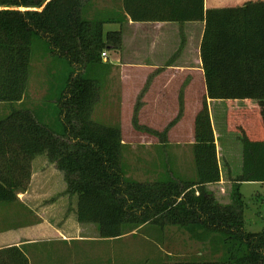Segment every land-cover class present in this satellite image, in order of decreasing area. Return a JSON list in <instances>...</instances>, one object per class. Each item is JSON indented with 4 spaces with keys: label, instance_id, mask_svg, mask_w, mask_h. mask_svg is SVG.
<instances>
[{
    "label": "trees",
    "instance_id": "1",
    "mask_svg": "<svg viewBox=\"0 0 264 264\" xmlns=\"http://www.w3.org/2000/svg\"><path fill=\"white\" fill-rule=\"evenodd\" d=\"M125 4L134 21H204L200 55L206 98L194 119L195 177H183L165 163L153 180L131 178L120 126L92 118L101 53L107 46L120 48V30L104 35L106 21L84 17L81 0H0V103L10 105L0 115V202L15 201L17 192L27 189L31 161L45 153L63 172L66 192L77 197V221L97 224L100 237L118 238L147 224L159 230L174 226L201 242L213 236L223 250L213 259L162 264H264V228L246 230L240 192L241 182H264V11L258 10L264 1L205 8L204 0H196L195 10L174 17L135 12ZM35 38L62 65L52 122L14 105L26 93ZM207 99L252 103L224 114L226 130L236 132L241 145L238 172L228 165L223 173L233 182L228 203L205 186L221 179ZM156 133L165 143L163 131ZM0 264L29 261L23 247L11 245L0 248Z\"/></svg>",
    "mask_w": 264,
    "mask_h": 264
},
{
    "label": "crops",
    "instance_id": "2",
    "mask_svg": "<svg viewBox=\"0 0 264 264\" xmlns=\"http://www.w3.org/2000/svg\"><path fill=\"white\" fill-rule=\"evenodd\" d=\"M126 1L129 3L130 9L135 12H146L156 15L168 14L173 17L177 15L176 13L195 10L196 2L194 0L192 8L190 6L191 0H102V3L96 7L95 4L97 3L93 0H81V14L84 17L88 19L98 17L106 21L102 26L104 35L109 31H121L120 48L112 49L110 46H107L104 50L107 57L102 59L97 73L99 80L97 99L102 109L127 108L131 110L128 113L122 114V120L114 122L105 119L100 120V122L120 126L124 150L127 143H129L127 140L140 139L145 141L155 138L157 136L156 132L162 130L157 125L162 123L167 125L176 119L175 124L178 127L169 128L166 139L184 138L186 134L190 139L188 144L192 146L194 142V119L203 105L204 98H206V85L200 55L204 21H134L127 13ZM256 1L264 0H204V6L205 8L237 7ZM258 10L264 11V8ZM215 101L217 100L207 99L210 113H212L211 102ZM251 105L250 101L246 104V106ZM9 106V103H0V115L6 114L10 109ZM246 106L242 105L241 107ZM180 109H183L181 113ZM211 118L218 156L220 157V154L224 156L226 160L225 165H227V167L225 166V171H227L228 165L231 166L228 159L236 151H238V155L241 158V145L237 139V133L226 130L224 117L219 121V124H223V127L217 130L213 115H211ZM134 122L142 128L135 127ZM129 123L134 127L132 126L127 131L124 125ZM185 125L186 132L184 131ZM226 131L228 132L227 134H225ZM220 137L223 138L222 143L220 142ZM125 140L127 143H125ZM166 144L159 142V140L156 142V145L160 148V154H165L164 146ZM44 159H47L46 162L49 161L51 163L38 166L39 162ZM166 161L162 163L161 171H164L163 165L166 163L168 168H172L183 177H195V169L193 171L194 175L190 174L191 172H180L179 169L176 171L172 164L168 160ZM222 166L223 164L220 161V181L205 185L208 190L213 191L216 198L218 196L216 193H223L224 189L227 190V194L230 193L233 185V182L227 180V176L223 174L224 168ZM56 171L61 176V191L66 194L65 197L61 198L60 196V200L70 201L71 203L70 207L65 208L67 213L61 212L62 210L60 211V220L62 221L60 226L54 225L51 222L52 211H55L56 208V206L53 208L54 204H52L44 207L45 209L43 207L38 208V211L41 210V212H38L39 220L31 224L16 221L2 225V228H0V248L11 245L23 247L29 264H32V261L25 247L34 244V241L39 237L72 241L85 238L83 236L84 232L88 234L91 232L90 230L87 231L86 227L89 225L94 226L93 224H86L83 227V223L77 221V197L66 192L67 184L63 172L56 166L55 162L48 159L45 153L34 156L31 161L29 188L27 187L25 191L17 192V199L15 201L0 202V204L8 211L12 209L11 214L15 212V219L27 209H37L36 205L40 204L43 200L40 201L41 199L35 196V190L41 186V183L47 182L45 180L46 176L50 178L49 181L51 182V178L53 175H56ZM244 182L240 183V187ZM253 183L264 185V182L253 181ZM229 201L230 198L222 203H228ZM44 211L46 213L50 212V214L44 216ZM34 213L37 215L35 210ZM9 215L8 213V217ZM53 215L55 214L53 213ZM93 232L94 235H99L97 224L96 227L94 226ZM50 235H53V237H50ZM103 247L106 253L109 252L108 255L103 256L105 264L106 262L119 264L122 256L117 254L118 252L137 251L136 249L128 250V248H123V250L122 248L118 249V247ZM80 248H82L81 251H90L88 250L89 246H80ZM65 251L73 252L72 246L68 247ZM198 255L201 257L202 251H198ZM73 258V255H67L63 263L60 264H71L70 261ZM133 258L138 260L136 255Z\"/></svg>",
    "mask_w": 264,
    "mask_h": 264
},
{
    "label": "rangeland",
    "instance_id": "3",
    "mask_svg": "<svg viewBox=\"0 0 264 264\" xmlns=\"http://www.w3.org/2000/svg\"><path fill=\"white\" fill-rule=\"evenodd\" d=\"M93 1L97 3L95 4L96 7L102 3V0ZM61 68L62 65L48 52L43 40L35 38L32 46L29 82L27 84L25 98L23 97L24 99L21 103L18 104L17 102L14 105L17 107L28 106V108L34 109L39 113L42 120L52 122L55 119V108L51 102L58 94L57 88L63 80L62 75L57 74ZM72 68L70 67V69ZM211 103V115H213L216 130L223 127V124H219V121L224 117L227 108L246 106L245 102H237L234 100H230L229 102L217 100ZM130 110L127 108L102 109L97 99L92 111V118L98 121L107 119L115 122L122 120V114L128 113ZM182 111L183 109H180V113ZM132 126L130 123L124 125L127 131ZM157 126L162 129L161 131H163L166 137L168 136L169 128L178 127L175 124V120L167 125L162 123ZM184 131L186 132V125L184 126ZM227 133L226 131L225 134ZM158 140L159 142L161 140L158 136L145 141L140 139L127 140L129 143L125 140L127 145L122 152V158L128 176L139 181L153 180L163 172L161 171V165L164 161L167 162L166 160L172 164L176 171L179 169L180 172H191L190 174L194 175L193 171L195 168L192 146L188 144L190 139L186 134L184 138L165 139V143H167L164 146L165 154H160V148L156 145ZM239 158L240 155L236 151L228 159L229 163L235 168L234 172H238ZM223 159L225 160L224 156L220 154V161L224 166L225 161ZM46 160L44 159L39 162L38 166L51 163L49 161L46 162ZM235 160L237 162L234 163ZM223 168L224 174L227 175L225 166ZM45 180L47 182L41 183V186L35 190V196L40 198V201L43 200L40 204L36 205L37 209L33 207L37 215L34 213V210L27 209L15 219V212L11 214L12 209L8 211L0 204V228H2V225L16 221L31 224L39 220L38 212H41V210L38 211V208L48 207L52 204H54L53 208L55 206L56 208L55 211H52L55 215L53 213L51 214V222L54 225L60 226L62 222L60 220L61 212L64 211L67 213L65 208L70 207L71 203L70 201L60 200V196L62 198L66 194L61 191V176L57 171L56 175H53L51 178V182L48 176L45 177ZM226 191L224 189L223 193L220 191L222 194L216 193L218 195L217 198L221 202H225L230 198L231 191L228 194ZM240 192L245 206L244 219L246 230L252 232L262 230L264 228V185L253 183V181H245L240 187ZM45 211L44 216L50 214V212L46 213ZM8 213L11 216L9 215L8 217ZM86 224H93L96 227L95 223H83V227ZM94 226L89 225L86 227L87 231H91L89 232L91 235L84 232L83 236L85 238L62 241L54 238L39 237L34 241V244L27 245L25 250L29 254L32 264H60L63 263L67 255L74 256L70 261L71 264H105V258L103 256L108 255L109 252L106 253L103 246L107 248L118 247V249L128 248V250H137L136 252H118L117 254L122 256L119 264H162L163 262L167 263L194 258L213 259L220 257L223 250L221 243L213 236L209 238L203 236V241L201 242L196 239V236H192L174 226L159 230L147 224L118 238H103L99 235H94V232L92 233ZM50 237H53V235H50ZM70 246H72L73 252H66L65 250ZM80 246H89L90 248L88 250L90 251H81L82 248ZM198 251H202L201 257H199ZM134 255L138 257V260L133 258ZM106 264L113 263L106 262Z\"/></svg>",
    "mask_w": 264,
    "mask_h": 264
},
{
    "label": "built area",
    "instance_id": "4",
    "mask_svg": "<svg viewBox=\"0 0 264 264\" xmlns=\"http://www.w3.org/2000/svg\"><path fill=\"white\" fill-rule=\"evenodd\" d=\"M101 57H102V59H105V58L107 57V54H106L105 51H103V52L101 53Z\"/></svg>",
    "mask_w": 264,
    "mask_h": 264
}]
</instances>
